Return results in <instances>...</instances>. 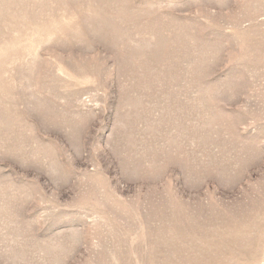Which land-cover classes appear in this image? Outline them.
<instances>
[{
	"label": "rangeland",
	"instance_id": "1",
	"mask_svg": "<svg viewBox=\"0 0 264 264\" xmlns=\"http://www.w3.org/2000/svg\"><path fill=\"white\" fill-rule=\"evenodd\" d=\"M0 264H264V0H0Z\"/></svg>",
	"mask_w": 264,
	"mask_h": 264
}]
</instances>
